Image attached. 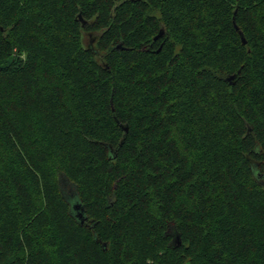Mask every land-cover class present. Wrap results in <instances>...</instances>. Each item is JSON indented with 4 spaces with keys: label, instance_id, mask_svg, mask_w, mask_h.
Instances as JSON below:
<instances>
[{
    "label": "trees",
    "instance_id": "16d2710c",
    "mask_svg": "<svg viewBox=\"0 0 264 264\" xmlns=\"http://www.w3.org/2000/svg\"><path fill=\"white\" fill-rule=\"evenodd\" d=\"M0 264H264V0H0Z\"/></svg>",
    "mask_w": 264,
    "mask_h": 264
},
{
    "label": "water",
    "instance_id": "95a60500",
    "mask_svg": "<svg viewBox=\"0 0 264 264\" xmlns=\"http://www.w3.org/2000/svg\"><path fill=\"white\" fill-rule=\"evenodd\" d=\"M80 19H81V17H80ZM233 24H234L235 28L238 30V32H239V34H240V37H241V41H242V43L245 44V43H246V39H245V37H244L242 31L239 30L238 26H237L236 23L234 22V18H233ZM160 34H161V32H159L154 38H157ZM159 49H160V47H159ZM233 77H234V75H231L230 77H228V80H230V79L233 78ZM124 130L126 131L127 128L124 127ZM78 207H79V205H78V203H76V204L74 205V208L77 209ZM78 215L81 216L82 213H79ZM178 244H180V240H178Z\"/></svg>",
    "mask_w": 264,
    "mask_h": 264
}]
</instances>
